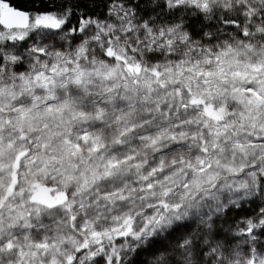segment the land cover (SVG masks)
Instances as JSON below:
<instances>
[{
  "label": "snow or ice",
  "instance_id": "6c2138e0",
  "mask_svg": "<svg viewBox=\"0 0 264 264\" xmlns=\"http://www.w3.org/2000/svg\"><path fill=\"white\" fill-rule=\"evenodd\" d=\"M40 2L0 0V264H264V0Z\"/></svg>",
  "mask_w": 264,
  "mask_h": 264
},
{
  "label": "trees",
  "instance_id": "16d2710c",
  "mask_svg": "<svg viewBox=\"0 0 264 264\" xmlns=\"http://www.w3.org/2000/svg\"><path fill=\"white\" fill-rule=\"evenodd\" d=\"M10 2L17 8H22L25 10H38L46 11L48 6L46 3H41L40 0H10ZM246 213H237V216L245 215ZM145 257L141 256L140 259L143 260Z\"/></svg>",
  "mask_w": 264,
  "mask_h": 264
}]
</instances>
